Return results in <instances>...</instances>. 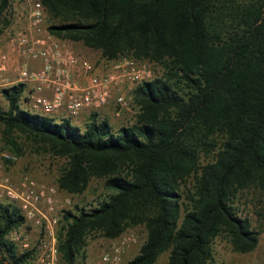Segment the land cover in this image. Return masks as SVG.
I'll list each match as a JSON object with an SVG mask.
<instances>
[{
    "label": "trees",
    "instance_id": "obj_1",
    "mask_svg": "<svg viewBox=\"0 0 264 264\" xmlns=\"http://www.w3.org/2000/svg\"><path fill=\"white\" fill-rule=\"evenodd\" d=\"M41 2L55 37L163 69L135 90V122L118 128L96 112L83 128L56 121L21 107L25 84L1 88L6 142L19 133L66 158L56 185L67 193H82L92 177L109 190L94 206L62 211V264H80L89 235L112 239L137 225L147 234L128 264H155L163 252L165 264H208L218 236L238 252L255 249L258 232L235 198L264 189V0ZM11 7L0 0V32ZM23 222L14 202L0 203V263L30 264L34 249L9 238Z\"/></svg>",
    "mask_w": 264,
    "mask_h": 264
},
{
    "label": "built area",
    "instance_id": "obj_2",
    "mask_svg": "<svg viewBox=\"0 0 264 264\" xmlns=\"http://www.w3.org/2000/svg\"><path fill=\"white\" fill-rule=\"evenodd\" d=\"M14 3L21 7L19 16L26 18V27L13 30L11 16L10 25L0 32V86L31 85V93L26 92L21 99L22 108L46 116L58 114L63 108L62 118L70 119L82 111L103 109H111L119 116L122 108L134 103L135 90L147 80L149 61L130 56L101 57V68L77 47L78 42L49 33L44 26L47 13L41 0H11L12 10ZM29 61L41 64L35 68ZM1 155L3 160L14 159L9 152ZM63 192L57 185L39 183L28 176L16 183L7 175L0 178V201L14 202L24 217L23 226L42 233L32 248L39 264H58L59 220L69 203L67 198H59ZM9 238L17 241L19 229L12 230ZM109 240L108 251L89 264H118L125 248L135 242V236L122 233ZM23 246L28 249V244Z\"/></svg>",
    "mask_w": 264,
    "mask_h": 264
},
{
    "label": "rangeland",
    "instance_id": "obj_3",
    "mask_svg": "<svg viewBox=\"0 0 264 264\" xmlns=\"http://www.w3.org/2000/svg\"><path fill=\"white\" fill-rule=\"evenodd\" d=\"M13 7L11 24L13 30L25 28L26 18L24 16H19L21 7L17 3H14ZM52 23L53 20L46 14L44 26L47 28ZM77 47L94 60L97 65H101V56L98 50L89 48L82 43H77ZM162 74L163 69L160 64L153 62L148 63L147 80L159 77ZM0 106L2 109H7L8 107V103L2 95H0ZM138 110L139 106L134 102L126 108H122L119 116L111 112L110 115L106 114L105 117L100 116V118H106L114 128H118L123 125L127 126L133 124ZM1 130L2 126L0 125V161L3 164V167L0 169V178L7 175L16 183L21 177L28 176L39 183L56 185V180L63 167L66 165L67 159L45 151L38 144L29 141L19 133H12L8 136V139L14 142V144H10L5 141ZM3 152L12 153L14 159L3 160L1 155ZM200 161L202 164H205L207 161L206 155L203 156L202 154ZM191 182L192 177H189L186 181V185H191ZM108 192L109 190L103 187V181L100 178L92 177L87 188L82 193L73 194L64 191L59 195L61 200L64 198L69 200L68 205H66L62 211H74L76 206H84L87 208L90 207L91 204L94 206L97 201L102 199ZM6 201L7 200L3 199L0 203ZM235 207L242 215L249 219L252 229L258 232V243L252 251L242 253L234 250L232 245L223 236H218L211 244L214 259L208 264H264V189L251 186L239 192L238 196L235 198ZM18 229L19 238L17 241L13 242H15L20 251L25 249L23 244H28V249L34 248L42 236L39 230H32L24 227L23 224L20 225ZM123 233L133 234L135 236V242L125 248L118 264H128V261L138 253L139 247L145 240L147 234L144 225L128 227ZM109 245V239L98 234H91L87 238L85 257H79L77 260L80 264H89L92 261H98L100 255L108 251ZM167 256L168 252H163L158 257L155 264H165ZM30 264L39 263L34 256H32ZM58 264H62L60 257L58 258ZM99 264L112 263L100 262Z\"/></svg>",
    "mask_w": 264,
    "mask_h": 264
},
{
    "label": "crops",
    "instance_id": "obj_4",
    "mask_svg": "<svg viewBox=\"0 0 264 264\" xmlns=\"http://www.w3.org/2000/svg\"><path fill=\"white\" fill-rule=\"evenodd\" d=\"M28 64H30L31 67H39L40 66V61H29ZM5 86H0V90L1 88H4ZM31 85H25V93H31ZM45 94L50 95V91L49 90H45L44 91ZM1 95V93H0ZM64 110L63 108L60 110V112L58 114H54V115H50L49 117L54 118L56 121L63 119L62 118V114H63ZM94 112H88V111H82L78 116H76L75 118H70L68 119V121L75 126L81 127L83 128L85 126V124L89 121V119L91 118V114ZM98 117L102 116L105 117L106 114H111V111L109 109H103L100 110L98 112H96ZM103 114V115H102Z\"/></svg>",
    "mask_w": 264,
    "mask_h": 264
}]
</instances>
